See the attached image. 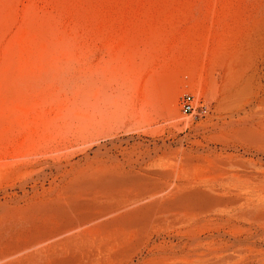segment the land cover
Masks as SVG:
<instances>
[{"label": "rangeland", "instance_id": "374dc122", "mask_svg": "<svg viewBox=\"0 0 264 264\" xmlns=\"http://www.w3.org/2000/svg\"><path fill=\"white\" fill-rule=\"evenodd\" d=\"M200 260L264 264V0H0V264Z\"/></svg>", "mask_w": 264, "mask_h": 264}, {"label": "built area", "instance_id": "2783aa9c", "mask_svg": "<svg viewBox=\"0 0 264 264\" xmlns=\"http://www.w3.org/2000/svg\"><path fill=\"white\" fill-rule=\"evenodd\" d=\"M180 110L183 115L197 119L208 113L209 106L203 98H199L195 93L185 92L181 97Z\"/></svg>", "mask_w": 264, "mask_h": 264}, {"label": "bare ground", "instance_id": "6f19581e", "mask_svg": "<svg viewBox=\"0 0 264 264\" xmlns=\"http://www.w3.org/2000/svg\"><path fill=\"white\" fill-rule=\"evenodd\" d=\"M175 107H176V105H175ZM233 118V117H232ZM235 122V120H231L230 122H229V124H233ZM249 127V126H248ZM236 135V134H235ZM237 136V135H236ZM240 140V139H239ZM201 172V171H200ZM226 184V183H225ZM218 186V185H217ZM224 189V188H223ZM228 193V192H227ZM223 194V193H222ZM157 195V194H156ZM152 197V196H151ZM55 203V202H54ZM119 204H113L112 206H111V208H106L105 210H104V213L106 212V213H110V212H112L114 209H122L124 206H126V205H124L123 203L124 202H122V201H120V202H118ZM55 206V205H54ZM70 206H72V204L70 205ZM52 207V206H51ZM34 210H35V208H34ZM58 210V209H57ZM41 212H42V210H40ZM189 211V210H188ZM34 212V211H33ZM44 213V212H43ZM186 213H187V211H186ZM198 213V212H197ZM188 214V213H187ZM31 215H33V214H31ZM31 215H29V217L31 216ZM168 215V214H167ZM25 216V215H24ZM120 218H126V217H120ZM26 219V218H25ZM174 219H176V216L174 217ZM173 219V221H175ZM188 219H191V217L190 216H188V217H182V218H178V221H185V220H188ZM126 221V220H125ZM34 222V221H33ZM126 223V222H125ZM24 224V223H23ZM137 230V229H136ZM71 231H73V230H71ZM117 231V230H116ZM68 233V232H67ZM132 233H134V232H132ZM149 233V232H148ZM192 236V235H191ZM134 237V236H133ZM191 238V237H190ZM203 237H201V239H202ZM205 239V238H204ZM122 240V239H121ZM209 240V239H208ZM152 242H154V241H152ZM156 242V241H155ZM199 242H200V239H199ZM122 243V242H121ZM191 243V242H190ZM195 243V242H194ZM149 244V243H148ZM151 246H152V244H151ZM173 246V245H172ZM186 246V245H185ZM150 247V246H149ZM175 247V246H174ZM180 247V246H179ZM33 248V247H32ZM155 248V247H154ZM210 248V247H209ZM99 249V248H98ZM188 249V248H187ZM184 250V249H183ZM182 250V252H184ZM140 251V250H139ZM203 251H205V250H203ZM155 252V251H154ZM168 252V251H167ZM99 253V252H98ZM161 253V252H160ZM169 254H170V252H168ZM181 253V252H180ZM196 253V252H195ZM205 253V252H204ZM225 253V252H224ZM186 254H188V253H186ZM198 254V253H197ZM213 254V253H212ZM75 255V254H74ZM100 255V254H99ZM159 255V254H158ZM157 255V256H158ZM167 255V254H166ZM174 255V254H173ZM176 255V254H175ZM182 255V254H181ZM189 255V254H188ZM211 255V254H210ZM209 255V256H210ZM240 255V254H239ZM12 256H14V255H12ZM130 256V255H129ZM164 256V255H163ZM168 256V255H167ZM184 256V255H183ZM187 256V255H186ZM218 256V255H217ZM219 256H221L220 254H219ZM140 257V256H139ZM160 257V256H159ZM170 257V256H169ZM173 257V256H172ZM202 256H200V258H201ZM243 257H245V256H243ZM123 258H125V257H123ZM130 258V257H129ZM152 258V257H151ZM164 258V257H163ZM171 258V257H170ZM184 258V257H183ZM203 258V257H202ZM204 258H206V257H204ZM96 259V258H95ZM97 259H98V256H97ZM131 259V258H130ZM5 260V259H4ZM114 260V259H113ZM150 260V259H149ZM168 260H169V258H168ZM3 261V260H2ZM124 261V260H123ZM185 261V260H184ZM190 261H192L191 259H190ZM201 261V260H200ZM121 262H122V260H121ZM187 262V261H186ZM197 262V261H196ZM236 262V261H235ZM111 263V262H110ZM113 263V262H112ZM111 263V264H112ZM128 263H129V261H128ZM139 263V262H138ZM167 264H168V262H166ZM201 263L203 264V262L201 261ZM200 263V264H201ZM234 263V262H233ZM188 264V263H187ZM204 264H205V262H204Z\"/></svg>", "mask_w": 264, "mask_h": 264}]
</instances>
